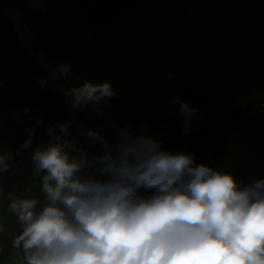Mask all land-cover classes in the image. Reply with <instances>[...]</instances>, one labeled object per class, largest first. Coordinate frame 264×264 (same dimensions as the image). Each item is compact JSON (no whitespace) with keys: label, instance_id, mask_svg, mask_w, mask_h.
Returning <instances> with one entry per match:
<instances>
[{"label":"trees","instance_id":"trees-1","mask_svg":"<svg viewBox=\"0 0 264 264\" xmlns=\"http://www.w3.org/2000/svg\"><path fill=\"white\" fill-rule=\"evenodd\" d=\"M34 1L0 0V154L13 156L0 173V264L26 263L13 244L23 226L11 202L35 197L43 207L32 153L57 121H72L68 134L89 156L103 148L82 128L111 141L115 124L130 123L172 153H195L198 164L233 174L242 187L264 178V0ZM13 14L29 28L34 53ZM38 54L53 69L71 65L79 85L111 82L110 108L94 117L69 109ZM177 98L196 109L190 120Z\"/></svg>","mask_w":264,"mask_h":264},{"label":"clouds","instance_id":"clouds-1","mask_svg":"<svg viewBox=\"0 0 264 264\" xmlns=\"http://www.w3.org/2000/svg\"><path fill=\"white\" fill-rule=\"evenodd\" d=\"M70 70L62 63L49 76ZM56 87L73 112L102 113L117 94L109 81ZM173 102L189 120L196 112L180 98ZM71 124H50V140L32 153L43 207L35 197L11 202L23 226L13 244L26 264H264V178L242 187L233 174L198 164L195 153H172L130 123L115 125L111 141L82 128L81 136L103 148L89 156L69 136ZM11 159L0 154V173ZM141 189L154 191L143 196Z\"/></svg>","mask_w":264,"mask_h":264},{"label":"rangeland","instance_id":"rangeland-1","mask_svg":"<svg viewBox=\"0 0 264 264\" xmlns=\"http://www.w3.org/2000/svg\"><path fill=\"white\" fill-rule=\"evenodd\" d=\"M34 5L36 6H42V3L39 0H36L33 2ZM12 17L15 20V23L17 24V28H18V33L21 36V41L24 45V47H27V49H29L31 51V53L35 52V46L33 45V37L29 31V28L27 27L26 24H24L16 14H13ZM38 58L40 59V61L43 64V67L45 69L48 70V72L55 70L52 68V64H50L49 61L45 60L44 58H42L41 55L38 54ZM50 79L54 82L55 85L57 84H61V85H67V86H72V85H79L80 80L79 79H71V77L68 75L67 77L60 75L58 77H51ZM62 89V88H60ZM100 107H103L105 110L110 108V104L108 103L107 105H101ZM89 113L94 117L97 116L99 114H105V112H100L99 109H92V108H88ZM104 111V110H103ZM106 121L108 122V124L113 123L115 124L114 120H112V118L109 116V114L106 113ZM116 125V124H115ZM23 264H26L25 262Z\"/></svg>","mask_w":264,"mask_h":264}]
</instances>
